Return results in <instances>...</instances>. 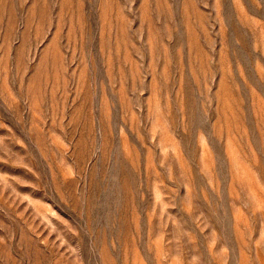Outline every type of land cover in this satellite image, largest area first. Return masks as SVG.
Returning <instances> with one entry per match:
<instances>
[{"label": "rangeland", "instance_id": "374dc122", "mask_svg": "<svg viewBox=\"0 0 264 264\" xmlns=\"http://www.w3.org/2000/svg\"><path fill=\"white\" fill-rule=\"evenodd\" d=\"M0 264H264V0H0Z\"/></svg>", "mask_w": 264, "mask_h": 264}]
</instances>
